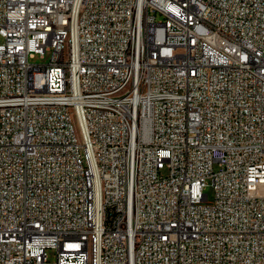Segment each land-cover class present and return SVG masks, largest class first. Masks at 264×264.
I'll use <instances>...</instances> for the list:
<instances>
[{
	"label": "built area",
	"instance_id": "obj_1",
	"mask_svg": "<svg viewBox=\"0 0 264 264\" xmlns=\"http://www.w3.org/2000/svg\"><path fill=\"white\" fill-rule=\"evenodd\" d=\"M0 264H264V0H0Z\"/></svg>",
	"mask_w": 264,
	"mask_h": 264
},
{
	"label": "rangeland",
	"instance_id": "obj_2",
	"mask_svg": "<svg viewBox=\"0 0 264 264\" xmlns=\"http://www.w3.org/2000/svg\"><path fill=\"white\" fill-rule=\"evenodd\" d=\"M49 57V56H48ZM34 61L36 62H41V60L39 59V57H37ZM75 122V127H76V130L78 131V126H77V122ZM217 167V166H216ZM211 182H209V185L206 187L205 189V193H207L209 195V200L212 201L213 198H214V189L212 187V185L210 184ZM49 251V255H50V258L51 260L53 261L55 259V254H54V251L53 250H48Z\"/></svg>",
	"mask_w": 264,
	"mask_h": 264
}]
</instances>
